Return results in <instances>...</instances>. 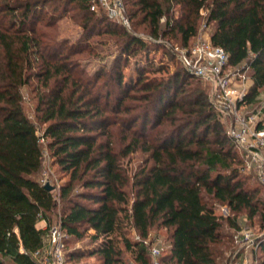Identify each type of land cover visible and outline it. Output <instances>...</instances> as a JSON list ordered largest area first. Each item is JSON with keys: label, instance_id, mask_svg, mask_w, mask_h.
<instances>
[{"label": "trees", "instance_id": "trees-1", "mask_svg": "<svg viewBox=\"0 0 264 264\" xmlns=\"http://www.w3.org/2000/svg\"><path fill=\"white\" fill-rule=\"evenodd\" d=\"M122 2L131 31L91 9L89 0H0V264H39L33 253L46 229L36 226L38 214L49 223L57 205L35 178L41 137L64 175L61 226L69 238L89 240L65 247V264H125L126 253L150 264L143 240L152 227L167 232L161 264H217V246L231 237L224 226L236 231L244 213L246 223L256 219L264 229V190L241 173L243 158L203 79L182 65L166 77L149 76L151 66L142 63L151 45H162L149 38L173 42L171 53L175 44L188 47L204 9L211 43L251 79L242 103H257L264 87V0ZM67 14L81 28L74 41L57 36ZM108 41L116 52L110 64L89 72L80 60ZM131 58L136 77L126 81ZM24 87L36 122L24 112ZM135 152L142 159L129 172L121 160ZM216 205L229 213L216 214ZM252 257L264 264V239Z\"/></svg>", "mask_w": 264, "mask_h": 264}, {"label": "built area", "instance_id": "built-area-1", "mask_svg": "<svg viewBox=\"0 0 264 264\" xmlns=\"http://www.w3.org/2000/svg\"><path fill=\"white\" fill-rule=\"evenodd\" d=\"M89 1L91 9L101 8L111 20L127 31H131V22L126 15L122 0ZM160 20L162 21L163 18ZM201 28L207 29L205 22ZM203 35L189 47H172V53L179 58L188 72L212 85L213 104L222 115L231 118L227 133L233 138L237 148L245 154L249 163L254 165L257 179L264 185V105L249 113L241 114L239 112V106L246 105L242 103L247 90L246 75L239 69L229 70L227 52L222 47L213 45L209 34L204 33ZM149 39L157 41V39ZM233 79L239 82L233 85L235 83ZM38 134L40 133L38 132ZM40 142H45L43 137L40 138ZM38 218L39 221L44 220L41 214H38ZM45 223L44 244L40 249L34 251L33 256L39 264H65V237L67 234L60 221L52 224L45 221ZM261 238L246 226L237 229L232 236L236 248L232 253L230 264H257L252 253L257 250ZM136 239L139 237L137 236ZM143 241L149 245V254L152 257L150 264H161L162 253L157 246L150 242L149 235Z\"/></svg>", "mask_w": 264, "mask_h": 264}, {"label": "rangeland", "instance_id": "rangeland-1", "mask_svg": "<svg viewBox=\"0 0 264 264\" xmlns=\"http://www.w3.org/2000/svg\"><path fill=\"white\" fill-rule=\"evenodd\" d=\"M205 12L206 11L204 9L201 10L200 12L201 18L199 19L198 33H197V36L189 42V46H191L194 42L198 41L200 37L204 36L203 35L204 33L208 35L210 32L211 25H207V29L201 28L203 23L205 22V17H206ZM130 30L132 29L130 28ZM80 32H81V28L77 24L74 23V21L69 17L68 14L66 16H62V18L59 19L58 28H57V36L59 38H66L70 41H74L79 37ZM91 41L94 42V40H91ZM154 42L161 43L162 45H153V46L151 45L149 49L150 52H149L148 58L146 59L147 62H145V60L141 58L143 61L142 63L144 64L147 63L151 66V70L149 71V74H148L149 76L166 77L170 73H172L175 68L182 65V63L180 62L179 58L174 53H171L168 50V47L173 42H171L170 40H165V39H157V41H154ZM176 45L177 44H175V46ZM96 53H97L96 55L83 56L82 59L80 60L81 64L89 72L95 71L96 69H98L100 65H104V64L109 65L114 55L116 54L115 46L110 41L105 42V43L100 42L96 45ZM134 62H135V59L131 58L129 60L128 65H126V67L123 68V73L125 75L126 81H129L130 79H135L136 77ZM159 67H162V69L159 71L155 70ZM238 68H232L229 66L228 69L235 71V70H238ZM233 82H235L233 83V85H235L239 81L238 80L235 81L233 79ZM203 83L207 86V90L210 95L209 96L210 101L213 107L218 111V109L215 107V105L212 102L213 99H211L212 98L211 94L213 92L212 85L205 80H203ZM245 83L247 84L246 92H248L250 89V85L252 83L249 75H246ZM22 92H23L24 112L29 117L30 120L36 122L35 115H34V100L31 98L29 87H24L22 89ZM261 105H264V87L260 88L259 90V94L257 96V103L251 104V105H245V106L240 105L239 112L241 114H244L245 112L249 113L250 111H253V109L260 108ZM218 114H219V120L223 123V125L225 126V129L227 130L231 118L229 116L222 115L220 111H218ZM42 127L43 126H41V128L38 127L40 130L39 133L42 131ZM233 149L236 153V157L243 158L241 173L250 176L248 183L253 186L254 185L259 186L261 188V191H263L264 188L262 187V185H260V183L255 178L254 165L249 163V161L245 157V154L240 149H238L237 147H234ZM240 151L242 152L243 155H241ZM42 153H43L42 165H41L39 172L35 175V178L38 179V181L41 184L48 183L49 185L53 187L51 191L56 196L57 205L54 208L53 212L51 213V218H50L49 223L52 224V223H55L56 221H60L62 203L60 202L58 198V194H59L60 184L63 180V179L60 180V177L62 178L64 175L62 176L61 172L58 170V167L54 164L53 159L50 155L49 149L47 148L45 142L42 144ZM141 159H142V155L139 152H135L123 158L121 160V163L123 164V166H125L128 169L129 172H132L136 169L138 163L141 162ZM65 177H67V175H65ZM76 189L79 190L80 188L77 187ZM214 207H215L214 212L216 214L227 215L229 213V210L227 206L225 205H216ZM240 217L242 221L241 226H246L247 228L252 229L255 235H259L263 237L261 239H264V229H259L256 219H253L252 221L246 223L245 218H244V213L241 214ZM226 231L228 233H231V237L230 238L228 237V239L225 238L224 245L217 246L218 252H220L216 255L217 264H230L229 261L231 259L233 251L236 248L234 242L232 241V236L235 231L234 230L232 231L231 229H228L226 226H224L223 232L226 233ZM88 232L90 233L92 231L90 230ZM130 235L134 239H136V237L138 236V234L134 233L133 231L130 233ZM166 236H167V232L164 228H159V229H157L156 227L150 228L149 237L151 240L154 239L152 243L154 246H157L160 249L161 253L164 252V243L166 240ZM65 242H66L65 247L69 248V247H80V246L86 245L89 242V240L86 237H83V239L76 241L74 238H69L67 236L65 237ZM148 258H149V262H151L152 257L148 255ZM96 262H97L96 259H82L79 261V263H96ZM123 262L125 264H139L134 260L133 255L130 253H126L124 255ZM68 264H72V262H69Z\"/></svg>", "mask_w": 264, "mask_h": 264}, {"label": "crops", "instance_id": "crops-1", "mask_svg": "<svg viewBox=\"0 0 264 264\" xmlns=\"http://www.w3.org/2000/svg\"><path fill=\"white\" fill-rule=\"evenodd\" d=\"M36 226H37L38 228L45 229V227H46V223H45L44 220H41V221H38V222H37Z\"/></svg>", "mask_w": 264, "mask_h": 264}, {"label": "water", "instance_id": "water-1", "mask_svg": "<svg viewBox=\"0 0 264 264\" xmlns=\"http://www.w3.org/2000/svg\"><path fill=\"white\" fill-rule=\"evenodd\" d=\"M44 187L45 188H47L48 190H51L53 187L51 186V185H49L48 183H46L45 185H44Z\"/></svg>", "mask_w": 264, "mask_h": 264}]
</instances>
